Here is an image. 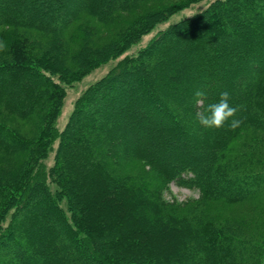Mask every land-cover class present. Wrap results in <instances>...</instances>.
I'll list each match as a JSON object with an SVG mask.
<instances>
[{"label": "trees", "instance_id": "1", "mask_svg": "<svg viewBox=\"0 0 264 264\" xmlns=\"http://www.w3.org/2000/svg\"><path fill=\"white\" fill-rule=\"evenodd\" d=\"M148 1L0 0V154L23 155L0 158V248L11 242L13 253L0 249V264H264V220L259 235L236 236L226 220L165 202L139 183V171L118 170L142 163L209 202L264 197V0H214L160 31L83 94L63 131L55 128L63 84L198 0L143 12ZM130 10L135 17L123 18ZM84 13L103 36L73 28ZM29 30L41 39L27 46ZM223 91L234 115L219 128L199 126L197 114ZM34 113H43L38 133L21 136L9 117Z\"/></svg>", "mask_w": 264, "mask_h": 264}, {"label": "rangeland", "instance_id": "2", "mask_svg": "<svg viewBox=\"0 0 264 264\" xmlns=\"http://www.w3.org/2000/svg\"><path fill=\"white\" fill-rule=\"evenodd\" d=\"M152 1L153 0H150L148 2L140 4L139 9L142 10L143 12L147 10L155 11L161 9L162 6L170 7L172 6V4L176 3L177 0H156L153 2ZM213 1L214 0H198L197 2L189 4L184 8H181L180 10L172 13L168 18L156 24L148 33H144L141 36L139 42L131 45L120 56L116 57L115 59H111L110 61H107L102 65H99L98 67L93 68L92 70L81 76L79 79L71 82L68 85L63 84L64 93H63L62 107L59 116L56 119V123H55L56 130L58 132L63 131L67 122L69 121V118L71 117L73 111L76 108L78 100L91 86H93L95 83H97L102 78H104L111 71V69L115 67V65L119 61L124 59L126 56H132L137 54L139 50L147 47L149 42L160 31L165 30L167 27H169L172 24H175L181 20L187 19L202 12ZM52 5L50 4L51 7ZM19 8L21 7L19 6ZM25 9L31 11L29 8L28 9L25 8ZM135 15H136L135 11L133 12V10L132 11L130 10L126 14H123V18H125L126 16L128 18H132L135 17ZM109 26L110 25H108V27H105V29H109L110 28ZM73 28L75 29L83 28L87 30L89 33H91L93 39H96V37L99 36L101 37L105 33V31H103L101 35L100 33L101 31H99L98 29L95 30L96 29L95 24L90 21L89 17L85 13L82 14L80 20H78V22L74 24ZM24 33L25 35H28L27 46H29L31 42L34 39H36V37L37 39H41L39 38L38 35L39 33L33 30L26 31ZM41 42H43V44H46V39H42ZM101 43L102 42L99 41L98 44L100 45ZM170 81L174 82L173 85L177 84L175 83L174 78H172ZM169 101H172L171 103L177 104L179 106L178 101H176L173 96L172 98L171 97L169 98ZM42 114L34 113L29 118L27 119L25 118L24 120L12 116L9 117V119L14 120V126L17 127V133L19 132L21 136H24L26 138H33V136L35 137L39 131V123ZM5 116L7 115L4 113L2 108H0V123L6 124V122L2 119ZM7 125L11 126L8 123ZM80 128H82V125H80ZM240 141L241 140H239V142L238 141L235 142L232 146H230L231 149L235 148L234 150L232 149L233 150L232 152L228 150V152L232 156L237 154V151L240 149L241 146ZM68 142L70 143V141ZM57 147H58V140H56L52 144L51 149L48 152L47 157L45 158V163L47 165V168L53 166ZM1 157H4L7 160L10 157H13L16 163L21 162V160L23 159L22 154L21 155L16 154L15 156L1 155L0 158ZM1 162L3 161L0 160V164ZM118 170L122 173L128 172L131 174H135V173L137 174L139 171L140 174L138 175L140 178L137 179L139 183L145 184L151 188L154 187L158 189L159 192L161 193L162 199L165 202L174 204L178 210L188 209V210H195L196 212H200L207 220H211V219L226 220L233 225L232 232L236 236L241 237L246 235L249 236L259 235L262 232L261 224L264 220V197L255 200L245 201L243 203L234 204V205H228L222 202H209V201H205L195 189L181 186L176 183H171V184L162 183V180L158 179L155 176V174H153L152 172H148L142 163L127 162L124 165L122 163L119 165ZM10 246H11V242H8L7 246H3L0 248L2 250L5 249L4 252L6 256L8 254L9 256L13 254L12 248Z\"/></svg>", "mask_w": 264, "mask_h": 264}, {"label": "clouds", "instance_id": "3", "mask_svg": "<svg viewBox=\"0 0 264 264\" xmlns=\"http://www.w3.org/2000/svg\"><path fill=\"white\" fill-rule=\"evenodd\" d=\"M206 93L203 91H196L195 96L199 98L205 97ZM230 93L223 91L220 93V98L214 102L209 103L202 113H198L199 124L209 128H219L234 115L236 108L231 106L229 102ZM239 120H232L231 126L237 127Z\"/></svg>", "mask_w": 264, "mask_h": 264}]
</instances>
